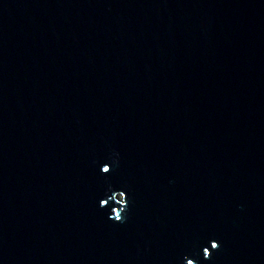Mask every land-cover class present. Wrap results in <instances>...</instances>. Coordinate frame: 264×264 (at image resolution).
<instances>
[{
	"label": "water",
	"instance_id": "obj_1",
	"mask_svg": "<svg viewBox=\"0 0 264 264\" xmlns=\"http://www.w3.org/2000/svg\"><path fill=\"white\" fill-rule=\"evenodd\" d=\"M186 259L264 264V0H0V264Z\"/></svg>",
	"mask_w": 264,
	"mask_h": 264
},
{
	"label": "clouds",
	"instance_id": "obj_2",
	"mask_svg": "<svg viewBox=\"0 0 264 264\" xmlns=\"http://www.w3.org/2000/svg\"><path fill=\"white\" fill-rule=\"evenodd\" d=\"M113 163H118V161L113 160ZM111 171V166L108 164H105L101 168V172L103 174H107ZM109 191L112 192V195L108 197V199H104L100 201V206L104 207L109 203V200L114 201L117 207H113L111 210L110 219H113L114 222L117 223H124L126 221V213L128 211V199L127 194L124 191H113L111 189V186L109 187ZM220 248V245L217 241L213 240L210 242V248L205 247L203 249V256L205 259L211 258V251L215 250L218 251ZM186 264H197L196 261L193 259H186Z\"/></svg>",
	"mask_w": 264,
	"mask_h": 264
}]
</instances>
